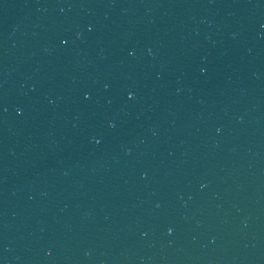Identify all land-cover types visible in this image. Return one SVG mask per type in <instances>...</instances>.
Masks as SVG:
<instances>
[{
    "label": "water",
    "instance_id": "water-1",
    "mask_svg": "<svg viewBox=\"0 0 264 264\" xmlns=\"http://www.w3.org/2000/svg\"><path fill=\"white\" fill-rule=\"evenodd\" d=\"M0 264H264V0H0Z\"/></svg>",
    "mask_w": 264,
    "mask_h": 264
}]
</instances>
